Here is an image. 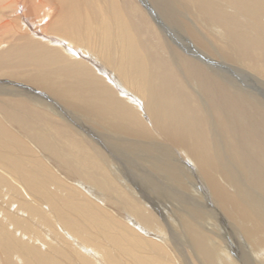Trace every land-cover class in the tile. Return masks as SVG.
Masks as SVG:
<instances>
[{"label": "bare ground", "instance_id": "bare-ground-1", "mask_svg": "<svg viewBox=\"0 0 264 264\" xmlns=\"http://www.w3.org/2000/svg\"><path fill=\"white\" fill-rule=\"evenodd\" d=\"M137 1L151 46L121 0H0V264H264V0ZM20 102L73 124L75 151ZM123 157L213 213L154 207Z\"/></svg>", "mask_w": 264, "mask_h": 264}, {"label": "rangeland", "instance_id": "rangeland-1", "mask_svg": "<svg viewBox=\"0 0 264 264\" xmlns=\"http://www.w3.org/2000/svg\"><path fill=\"white\" fill-rule=\"evenodd\" d=\"M149 1H153V0H149ZM155 1H161V4H165V3H169L170 1H168V0H155ZM121 2H122V4H123V6L126 8V11H128V16L130 17H133V18H136V21L137 20H141V22H143L142 23V26H143V29H145L144 31H142V32H139V30H138V26H135V28H136V30H137V32L139 33V36H140V38L142 39V40H144V42H146V43H148V45H152L151 44V42H150V40H149V35H151V34H153V33H151V30L149 29V28H147L148 26H150V25H152V23H150V20H149V18H148V16L146 15V13H145V11H144V9L141 7V5H139L138 4V1L137 0H121ZM165 7V6H164ZM166 8V7H165ZM135 14V15H134ZM159 15H160V17H161V20H162V22L166 19L167 20V17L164 15V14H162L161 12L159 13ZM163 15V16H162ZM138 16V17H137ZM142 17V18H141ZM165 17V18H164ZM163 18V19H162ZM173 24V25H172ZM172 24H170V26L168 27L167 26V29H166V31H168V34H169V31H171V30H173V29H175L176 28V30L178 29L177 28V26H176V24H174L173 22H172ZM172 25V26H171ZM149 32V33H148ZM142 35V36H141ZM170 35V34H169ZM172 39V38H171ZM173 40V39H172ZM175 43V42H174ZM159 53V52H158ZM236 73L237 75H238V72L237 71H232V73ZM166 73H167V75H168V77L169 78H171L172 79V81H173V83L175 84L177 81H179L180 79V76L181 75H177V74H175L173 71H167L166 70ZM164 76V75H163ZM179 77V78H178ZM238 77V76H237ZM240 79H241V81H243V82H245V81H247V79H245L244 77H242L241 75H240V77H239ZM198 79V76L196 75V80ZM249 80V79H248ZM181 81V80H180ZM182 82V81H181ZM242 82V83H243ZM178 83V82H177ZM247 84L249 83V82H246ZM183 89V87H181L177 92H179L181 95H184L185 96V92L184 91H186V90H182ZM203 89H204V87H203ZM231 93H228V94H226L225 96L223 95L221 98H219V99H222L223 98V100L225 99V98H227V100L225 99L223 102L221 101V100H219V99H217V100H219V101H221L222 103H225L224 105H226L227 103L228 104H232V107H233V105H234V103H235V101H233L234 99L232 98V96L230 95ZM230 95V96H229ZM218 97H220V96H217V98ZM229 98V99H228ZM2 99V98H1ZM10 99H11V101H10ZM17 99L18 98H6V100L8 101V102H11V103H17V102H19V100L17 101ZM5 100V101H6ZM231 100V101H230ZM3 101H4V99H3ZM15 101H17V102H15ZM227 103H226V102ZM21 103V106H20V110H19V112H21L19 115H20V117H21V119H22V121H24V119H25V122H26V126L28 127V130L29 131H34V129L32 130V127H30L31 125L29 124L28 125V123H30V122H32V123H34L35 121H36V123H39L38 121H48L47 122V125H48V127L49 128H53V130L54 129H56V134L57 135H55V133H53V136L54 137H60V139H61V142L62 143H64V138L66 139L67 137V139H69L68 141H67V145H69V141L70 140H73V138L74 137H76V131L74 130V129H77L73 124H70V125H65V123H63L62 121H58V119H57V117H56V119H55V121H52L51 119H49V118H45L44 116H43V114L41 113V111H39V110H32V109H30L28 106H25L26 104L25 103H23L22 104V102H20ZM16 107H17V105H16ZM232 109H236V108H232ZM29 110V111H28ZM37 111H39V112H37ZM235 111V110H234ZM233 111V112H234ZM238 111V109H236V111L235 112H237ZM36 112V113H35ZM34 113H35V115H34ZM26 116H29L28 117V119H31V121H28V123H27V118H26ZM36 118V119H35ZM44 119H46V120H44ZM33 120H35V121H33ZM75 120V119H74ZM50 121V122H49ZM35 124V123H34ZM65 128L67 129V130H65ZM62 132V133H61ZM70 133V134H69ZM58 134H60V135H58ZM71 137V138H70ZM74 141V140H73ZM77 141V140H76ZM74 142H72V141H70V144H71V147H72V150L73 151H75V147H74V144H73ZM84 143V145H82ZM82 144H81V142L79 141H77V145H76V150H77V148L79 149H82V151L86 148V146L87 145H89L88 144V141H82ZM86 144V145H85ZM161 143L159 142L158 144H157V147L160 145ZM115 145V144H114ZM166 145H167V147H169V149H170V153L172 152V154H173V156H175V157H173V162H175V160H174V158L175 159H178V157H177V152H175L176 151V147H174L173 145H171V144H169V143H166ZM94 146V145H93ZM173 147V148H172ZM91 148V147H90ZM175 148V149H174ZM171 149L173 150V151H171ZM118 150V149H117ZM112 153H113V150L111 149L110 150ZM119 151V150H118ZM84 152V151H83ZM175 153V154H174ZM141 155H145V154H143V153H140ZM106 156V155H105ZM146 156V155H145ZM89 157V156H88ZM177 157V158H176ZM87 161H85V163H87L86 164V167H85V165H84V169L85 170H88L89 169V171H90V173H91V175L93 176V175H97V176H99V173H97L96 172V170L95 169H92L91 170V168H89V167H91V165L93 166V164L95 163V160H94V158H96V157H89V158H86V157H84ZM81 159V158H80ZM121 159V158H120ZM122 159H124V161H123V165H125V166H127L128 164L129 165H131V166H133L134 167V170L136 169L137 171L139 170L141 173H143V171H144V173H145V170L146 171H148L149 172V174H150V176L152 177V178H156L155 180L156 181H154V180H152V179H150V178H143L142 177V179L140 180L138 177H136L135 176V172H132L133 174H132V177H134V179H136V181L135 182H137V183H139V184H141V187H142V190H141V192H143V193H145V194H142V196L144 197V199H150L151 201H152V204H154V207L156 206V204H157V206L159 207V209H161V207H164V206H161V203L163 204V205H165V207L166 206H168L169 208H171V207H173V206H175L176 208H178V209H180V208H183V207H186V206H190L192 209H198V210H206V211H210V212H212L213 213V211H212V209H211V207H204V208H201V203L200 202H204V204H206V205H208L209 204V196L205 193V190H204V188H202V187H198L197 185L195 186V188H191V189H189V191H185L183 188H181V187H176V186H173L172 184H170L171 183V180L170 179H168V178H166L165 176H164V178L166 179V180H164L163 178H162V176H160V175H156V173L154 174V173H152L149 169H147L146 168V166H144V165H140V164H137V165H135L134 166V164H133V161H132V159L130 158V157H123ZM121 159V160H122ZM131 161H130V160ZM94 160V161H93ZM82 162H84V161H82ZM91 162V164H89ZM101 162V161H100ZM89 164V165H88ZM101 164V163H100ZM99 164V162L96 164V165H100ZM102 165V164H101ZM89 166V167H88ZM138 169H137V168ZM132 168V167H131ZM135 170V171H136ZM94 173H93V172ZM136 171V172H137ZM93 173V174H92ZM139 174H137V176H138ZM191 174H189V173H186L185 172V176H186V178H187V181L189 180V178L188 177H190L191 178V176H190ZM147 177V176H146ZM137 179H138V181H137ZM192 180L191 181H193V182H196L197 180L194 178L193 179V177L191 178ZM134 182V181H133ZM170 182V183H169ZM88 184H91V183H88ZM92 184H93V186H96V184H95V181H93L92 182ZM191 183L189 182L188 183V185H190ZM172 185V186H171ZM251 187H254V186H251ZM99 189V188H98ZM97 190V189H96ZM139 190V191H140ZM98 191V190H97ZM99 191H100V189H99ZM100 192H102L103 193V190H101ZM208 197V198H207ZM115 198H118V197H116L115 196ZM208 199V200H207ZM111 201V200H110ZM112 204V203H111ZM111 204H109V206L111 205ZM160 206H159V205ZM111 207H113L112 205H111ZM157 208V207H156ZM166 209V208H165ZM179 212H181V211H177V210H175L174 209V213H179ZM183 214V213H182ZM212 218H213V215H212ZM157 219H159L160 221V223H161V225H163V226H165V224H164V222L159 218V217H157ZM224 221H225V224H224ZM200 223H201V226H202V228L204 229V231L205 232H209V229H207L206 228V223H205V220H201L200 221ZM218 224H219V226L221 227H219L221 230L219 231V230H213L214 231V235H217L218 233L219 234H221L222 236H224V237H221L220 239L222 240V241H229L228 243L227 242H222V243H224V245L226 246V247H229L231 250H233V247H232V245H230V239H229V237H227L228 235H225V233H224V230H223V232H222V228L225 226V225H229V224H231V222L228 220V218H225V220H224V217L223 216H221V215H218ZM170 225V224H169ZM177 232H178V234H181L182 235V239L178 236V234L173 230V232H174V236L177 238V241H176V243L174 244V248L176 249V250H178V253H179V255L180 256H182L181 258L182 259H185V258H188V257H190V253H189V250H188V241L187 240H185V234L183 233V227H177V230H176ZM222 232V233H221ZM208 234V233H207ZM214 235H212V236H214ZM220 235V236H221ZM211 236V237H212ZM210 237V236H209ZM210 237V238H211ZM215 237V236H214ZM241 250V247L239 248V251Z\"/></svg>", "mask_w": 264, "mask_h": 264}]
</instances>
